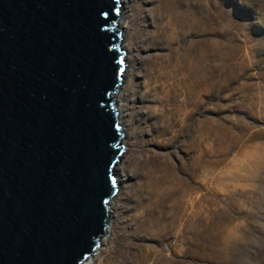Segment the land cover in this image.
<instances>
[{
  "label": "rangeland",
  "instance_id": "rangeland-1",
  "mask_svg": "<svg viewBox=\"0 0 264 264\" xmlns=\"http://www.w3.org/2000/svg\"><path fill=\"white\" fill-rule=\"evenodd\" d=\"M120 1L125 150L90 264H264V0L208 2V151L196 164L185 115L173 129L174 101L144 95L155 0Z\"/></svg>",
  "mask_w": 264,
  "mask_h": 264
},
{
  "label": "water",
  "instance_id": "water-1",
  "mask_svg": "<svg viewBox=\"0 0 264 264\" xmlns=\"http://www.w3.org/2000/svg\"><path fill=\"white\" fill-rule=\"evenodd\" d=\"M120 0H0V264H82L124 137Z\"/></svg>",
  "mask_w": 264,
  "mask_h": 264
},
{
  "label": "bare ground",
  "instance_id": "bare-ground-1",
  "mask_svg": "<svg viewBox=\"0 0 264 264\" xmlns=\"http://www.w3.org/2000/svg\"><path fill=\"white\" fill-rule=\"evenodd\" d=\"M208 2L209 0H189V11L181 17L177 9L186 5V2L182 0H155L151 23L154 31L148 45L150 49L157 50L158 56L150 61L144 84L146 101L147 98L152 101L159 100L162 104L174 101L175 108H169L166 111L167 115L164 117L166 124L177 129V123H181V125L184 123L180 116L185 115L186 121L190 125L189 132L192 141L190 147L198 153L194 159L195 164L200 160L199 154L201 158H205L208 151V116L203 111L206 105L204 101L209 98L207 94L209 86ZM122 20L123 18L118 22L120 28H124ZM124 39L122 37L121 44H124ZM122 49L125 51L123 45ZM160 91L163 98L159 97ZM124 94L125 90L120 88L119 92L112 96L117 103L120 125H123ZM122 131L124 132L123 128ZM121 145L123 146V139ZM116 169L117 166L114 169L115 176ZM110 230L111 224L109 223L107 234L100 243L108 240ZM98 250L96 249L95 255L82 264H90L91 259L94 260L98 255Z\"/></svg>",
  "mask_w": 264,
  "mask_h": 264
}]
</instances>
